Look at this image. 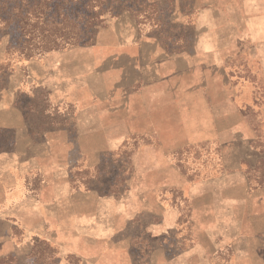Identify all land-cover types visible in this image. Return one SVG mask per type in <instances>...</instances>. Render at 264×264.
<instances>
[{"label": "rangeland", "instance_id": "obj_1", "mask_svg": "<svg viewBox=\"0 0 264 264\" xmlns=\"http://www.w3.org/2000/svg\"><path fill=\"white\" fill-rule=\"evenodd\" d=\"M86 1L0 0V89L13 75L29 78L27 63L50 51L95 45L100 27L127 20L123 15L133 18L139 4L101 0L107 12L99 24L94 19L91 37L28 59L18 54L25 47L20 42L33 35L32 28L18 24L26 10L36 5L34 15L73 19L99 9L96 1ZM186 8L179 9L191 17ZM208 8L200 7L206 15L201 28L197 20H170L154 30L159 46L169 56L185 55L190 69L176 77L169 71L170 78L158 86L141 81L99 104L104 132L85 139L88 163L74 165L70 178L74 192H93V199L81 203L89 204L90 220L98 211L104 223L89 232L103 230L109 244L105 251L89 244L83 254L103 251L110 264L118 255H127L130 264H150L148 252L155 244L162 249L159 264H257L264 258V31L248 25L244 33L233 30L226 38L225 19L216 25L208 21ZM31 88L21 91L27 97ZM40 95L28 102L26 116L34 115L41 130L74 132L76 107ZM102 144L105 148H94ZM123 223L135 227L133 236L118 231ZM165 225L157 242L151 241L150 229ZM0 264H60L59 250L36 239L27 256H0Z\"/></svg>", "mask_w": 264, "mask_h": 264}, {"label": "crops", "instance_id": "obj_2", "mask_svg": "<svg viewBox=\"0 0 264 264\" xmlns=\"http://www.w3.org/2000/svg\"><path fill=\"white\" fill-rule=\"evenodd\" d=\"M138 3L133 18L123 15L127 20H114L112 25L100 27L95 45L74 46L62 53L50 51L43 58L27 63L29 78L13 75L0 89V256H27L34 249V241L42 239L58 247L60 264H110L103 251L83 254L82 247L94 243L105 251V243L109 241L103 230L100 234L89 232L104 223L103 213L97 211L94 213L97 217L90 220L89 204L81 202L93 199V192H74L70 178L74 165L88 163L85 151L90 145L85 139L90 133L104 132L99 123L102 118L99 104L125 94L126 88L130 92L141 81L143 84L146 81V86H158L170 78L169 71H175L172 77H176L178 71L190 69L192 61L185 55L169 56L159 46L153 38L154 30L170 20L181 23L197 20L203 27L201 22L206 15L201 5L209 6L208 21L216 25L225 19L226 38L234 36L233 30L241 29L244 33L248 25L264 31V0H138ZM181 6L190 7L186 11L189 9L191 17L179 9ZM29 84L32 92L26 97L21 90ZM41 92L52 104L76 107L74 132L41 130L34 115L26 116L28 102H35ZM117 229L129 237L135 231V227L126 223ZM163 229H150L151 241L157 242L155 239L167 225ZM161 252L160 245L151 247L150 264L162 261ZM74 256L76 261L71 259ZM115 258L111 264H130L127 255ZM258 258L256 263L264 264V258Z\"/></svg>", "mask_w": 264, "mask_h": 264}, {"label": "trees", "instance_id": "obj_3", "mask_svg": "<svg viewBox=\"0 0 264 264\" xmlns=\"http://www.w3.org/2000/svg\"><path fill=\"white\" fill-rule=\"evenodd\" d=\"M92 1L93 0H88L86 4L92 5ZM94 1H96L95 3L99 9H95L93 13L84 17L81 16L73 19L67 15L61 16L62 18H60V20L43 15H34L33 7L36 5L30 7V9L26 10L22 18L19 19L18 24L23 28H32L33 35L27 37V40L32 39L33 42L29 43V41L23 39L20 44L25 47H22V50L19 51L18 54L28 59L33 55H41L59 47L74 46L83 41L86 36L91 37L93 33L89 28L92 26L94 19L97 18V24H99L102 19H98V17H101L103 13L107 12L103 9L104 1ZM134 1L138 2V0ZM134 6L135 5L132 7ZM29 15H32V19L30 20L27 18ZM52 23H55V27L51 25Z\"/></svg>", "mask_w": 264, "mask_h": 264}]
</instances>
